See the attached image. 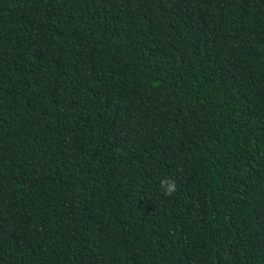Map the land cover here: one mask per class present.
Returning a JSON list of instances; mask_svg holds the SVG:
<instances>
[{"label": "trees", "instance_id": "trees-1", "mask_svg": "<svg viewBox=\"0 0 264 264\" xmlns=\"http://www.w3.org/2000/svg\"><path fill=\"white\" fill-rule=\"evenodd\" d=\"M0 264H264V0H0Z\"/></svg>", "mask_w": 264, "mask_h": 264}, {"label": "clouds", "instance_id": "clouds-1", "mask_svg": "<svg viewBox=\"0 0 264 264\" xmlns=\"http://www.w3.org/2000/svg\"><path fill=\"white\" fill-rule=\"evenodd\" d=\"M182 171L183 169H179ZM160 190L161 194L165 197H171L174 193L177 192V183L174 179H162L160 181Z\"/></svg>", "mask_w": 264, "mask_h": 264}]
</instances>
